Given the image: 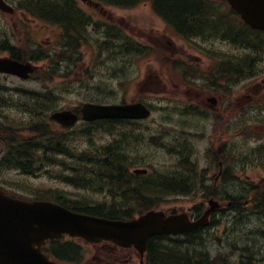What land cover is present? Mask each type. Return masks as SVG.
<instances>
[{
  "label": "trees",
  "instance_id": "trees-1",
  "mask_svg": "<svg viewBox=\"0 0 264 264\" xmlns=\"http://www.w3.org/2000/svg\"><path fill=\"white\" fill-rule=\"evenodd\" d=\"M94 1L119 8L149 2L155 6L156 14L168 22L171 35L191 41L199 38L200 42L205 44L212 43L216 39L229 40L236 47L249 49L251 54L249 57L246 55L244 59L249 58L250 68L254 65L253 53L259 46L264 48V33L253 31L237 18L218 12L215 2L211 0ZM15 3L21 8L25 6V12L30 16L51 25L60 24L67 34L70 32L73 34L67 38L61 51L55 49L46 52L49 66L44 72V79L43 74L41 75V80H47L46 83L53 82L55 77H61L58 71L61 62L70 63L71 68L78 57L80 58L79 39L85 31V26L87 30L89 25L95 27L99 25L89 16L85 19L74 0H15ZM106 30L107 32L112 30L115 35L119 34V31H115L116 28H106ZM87 35L86 32V44H93ZM84 39L85 37L82 41ZM121 40L123 44L121 51L126 53L125 49L128 45L125 41L128 40L125 37ZM100 44L105 48L106 39ZM141 48L136 47L137 50H130V53L145 54ZM93 61L97 62L96 56ZM242 67L240 66L235 76L241 74ZM172 68L183 69L184 66L173 61ZM227 76V73L221 72L215 78L226 81ZM70 84L71 82L65 80L63 86L57 89L49 88L44 84V90L41 91H15L13 99L5 93H0V147L2 148L0 176L4 170H16L25 176L46 174L49 171L52 179L82 190L86 195L74 200L68 198L69 194L60 190H48L37 193V196L53 197L50 199L70 210L107 218H127L134 214H142L157 208L165 197L185 195L194 190V179L190 173L159 169L155 170V175L145 177L135 176L129 172L130 167L139 163L132 157L130 147L131 141L135 143L141 141V135L134 123L101 120L81 123L71 128L50 123L47 119L48 115L59 109V99L70 93L68 87ZM99 89L103 91L104 88ZM10 109L16 110L21 115L20 121L8 120L9 117L5 114ZM239 127L241 126H236ZM155 143L158 144V141ZM236 159L239 160H236V167L243 168L252 163L264 170V142L251 149L245 158L240 153ZM50 168H59L61 171L51 172ZM234 169L236 171L238 168ZM4 183L13 185L7 181ZM92 193L99 194L100 198L104 196V199L96 200L92 198ZM248 194L254 196L257 210L260 212L264 199V186L251 187L247 192H242L241 196ZM198 232L188 233L182 240L157 236L150 238L149 244L156 245L154 252L159 256L155 257L154 264H212L209 258H204L203 253L198 251L199 246L203 245L202 235ZM184 242L192 247L182 249ZM163 245L167 247L158 248Z\"/></svg>",
  "mask_w": 264,
  "mask_h": 264
},
{
  "label": "rangeland",
  "instance_id": "rangeland-1",
  "mask_svg": "<svg viewBox=\"0 0 264 264\" xmlns=\"http://www.w3.org/2000/svg\"><path fill=\"white\" fill-rule=\"evenodd\" d=\"M77 4H79L84 11H90L86 8V6H83L82 3L78 0ZM105 9V22L111 23L113 25L117 24V26H119V28L125 33L124 37H130L136 40L138 49L140 47L138 45L139 43L144 47L149 46V48L142 47L141 49L146 50L145 54H137V57L134 55V58H131L129 60V67H132L130 71L133 74L132 79L130 82L127 83L126 87H124L122 91L118 90L114 94V97L110 96V94L115 91V88H112L111 92H101L97 88L96 90H92L90 86H86V68L90 60V51L86 50V45H83L81 47L82 51L80 52L82 55V59L77 60L75 62V66L72 65L70 68V63L58 65V71L61 77H55L53 82L50 83H46L47 80H43V84H45L49 88L54 87L55 89L59 88L60 86L62 87L65 80L71 82L70 86H68L71 90L70 93L65 97L59 99V110L76 109L80 107L82 103L90 102L92 99H96L97 103H129L135 101L138 97L142 95H152L154 101L170 100L176 101L178 103L186 102L188 100L202 101L206 98V96L211 98L212 94L214 95L213 86H210L208 83L206 84L203 80L196 79V76L200 72L193 74L191 73L192 75H195V78L190 74L186 75L189 79L188 84L181 83V74L175 72V69L172 68L171 63L173 60L181 59L189 63L195 61L196 64V60H198V63H201L200 69H205L209 65L211 60L202 52H199L197 50L193 51L189 49L186 44H183L178 40H174L172 38L173 35H171L170 31L165 29L164 24L153 14L152 9L148 3H141L136 7L130 9H120L112 7H106ZM89 14L93 16L94 20L103 19L101 14H98L96 11H91L89 12ZM30 20L32 22V45L38 46L39 44L40 48L44 51L52 49L56 44L54 42V38L57 33V28L54 26L46 25L47 27H45V30H42L43 33L38 34L37 28L38 26L42 25V23L32 19ZM101 36L102 33H100L98 36L90 35L89 37L92 40L97 41L100 40ZM169 43L171 44L173 50L170 49L168 45ZM200 46L205 49V44L200 43ZM110 47H112V42L110 43ZM209 50H216L218 53L231 54V49L226 45H222L220 41H216L214 45L209 48ZM39 65L43 66V68L49 66L47 61L40 62ZM185 68L188 70V68L191 67L187 66ZM97 70V68L94 69V71ZM104 72V70L101 72H93L92 70H90L88 71L87 75L90 76L94 73L102 74ZM82 74H84V76H82ZM42 76L44 79V72ZM97 79L98 78H95V80ZM14 85L25 86L29 89L36 90L41 84L39 83V81L36 83L32 81L27 83L21 80H14ZM201 86H205V90L210 94L204 93L203 95L201 91L195 90L198 87L201 88ZM263 90V86H255L254 83L249 85L247 84L245 86L242 85L240 86V88L233 89V95L236 104L235 110L238 111L239 109L244 108L242 106H246L249 102H254L256 104L259 103L260 96ZM215 92L226 93V90L216 89ZM246 96H249L250 99L245 98ZM237 101L240 108H237ZM160 112L163 113L164 110L160 109ZM253 114L254 111L252 115ZM5 115L9 117L8 120L10 122L21 120V115L18 114V112L14 109H10ZM216 115L218 119L217 121H213L212 125L211 121H197V119L193 120V122L191 123L189 131L204 139V141L195 144L199 148L200 154L203 153V150L209 144H211L212 151L214 152L222 143L226 144V141L229 140V138L236 137V134L241 132L242 130L248 131L244 136H242L245 139L252 140L253 138H262L258 137L257 134L260 135L261 133H264V128L261 126L260 123L257 122V120L254 121L253 119H251V117L248 119L243 118L238 124L241 127L236 128L235 126L232 130H230L231 132H228L225 127L228 116L226 114L218 115L217 113ZM160 116L162 115H158L156 117V120ZM219 117L221 119H219ZM179 120L180 119L178 118H172L173 122H177ZM151 129L152 127L150 128V134L147 133V130H145V128L142 130V135L140 134L142 136L140 142H130V147L132 148V157L136 158V162H139V167H145L148 170L174 168V164L177 161L176 157L174 155L169 154L166 150L162 149V147H159L157 143L148 140V137L152 135V132L154 133L157 131V127L154 125L153 130ZM23 136H25V134ZM235 141L239 142L235 144V149L229 148L227 151H229L232 158V164L230 165V167L233 169L238 168L236 173L237 177L235 178V183L228 184V182H226L223 184V189H228L230 194L233 195V198H235L234 196H241L243 184L245 182L253 185L262 184L264 182V172L262 171V168H260L258 165H252V163H250L248 165H245V167L243 168H241L240 166L236 167V160L239 161L238 159H236V157H239V154L241 153L244 155L245 158L246 155L250 153L249 147L252 145H246V143H242L240 139H236ZM97 142H99V140ZM50 171L56 173L61 170L59 168H50ZM212 172L213 170L211 171V173ZM215 173H217V171L214 170L211 176H213ZM50 174L51 173L48 171L46 174H35L31 176H25L15 171H2L0 176V184L7 193H11L17 198H23L27 200H32L36 198L38 200L48 199V201L53 202L54 200L50 199L53 197L37 195L40 192L43 193L45 191H51L55 189L69 194L70 196L68 198L71 199H80L83 197V195H86V192L82 190L73 189L69 187V185L52 179ZM6 181L11 182L13 185H10L9 183H4ZM221 188L219 187V189ZM199 197L200 193H197V195L189 196L187 198L181 199L178 202H174L169 205L165 204L161 208H185L191 206L192 203L196 202V200H201V198ZM92 198L98 200L100 196L92 194ZM195 198L197 199L194 200ZM242 199L245 200V198ZM253 214H256V212H254V209H249L246 210L245 214L242 216H249ZM217 218H220V215H218ZM225 219L226 218H223L221 221L222 225H219L218 227L214 228L213 231V236L220 238L221 240H226V235L228 233L226 225L224 224L226 221ZM240 223H242V221L236 219V228L240 226ZM244 223L246 225V228L250 230H260L264 228V222L257 220L256 217L246 218ZM233 234L234 233L229 236V239L232 238ZM238 238L239 237H233V242H236ZM260 245H262L260 248L263 250L264 254V240H262V243ZM209 250H211V256H213L215 255V250H217V248L212 247L211 245L209 247Z\"/></svg>",
  "mask_w": 264,
  "mask_h": 264
},
{
  "label": "water",
  "instance_id": "water-1",
  "mask_svg": "<svg viewBox=\"0 0 264 264\" xmlns=\"http://www.w3.org/2000/svg\"><path fill=\"white\" fill-rule=\"evenodd\" d=\"M241 19L253 29L264 31V0H226ZM0 9L12 12L0 0ZM31 64L1 59L0 72L27 78L34 71ZM83 121L99 119H141L148 111L140 104L95 105L86 103L80 108ZM49 120L72 126L77 114L70 110L56 111ZM143 174L144 171L135 170ZM210 209L195 222L185 214L166 216L162 211H149L137 219L112 221L77 213L48 201L25 202L6 196L0 191V264H54L44 256L40 247L47 239L64 234L89 242L109 240L121 246H135L144 251L148 237L156 234H181L207 222L211 210L217 207L210 201Z\"/></svg>",
  "mask_w": 264,
  "mask_h": 264
},
{
  "label": "flooded vegetation",
  "instance_id": "flooded-vegetation-1",
  "mask_svg": "<svg viewBox=\"0 0 264 264\" xmlns=\"http://www.w3.org/2000/svg\"><path fill=\"white\" fill-rule=\"evenodd\" d=\"M2 1L8 6H10L14 11L10 13L0 10V59H10L18 61L20 63L31 62L32 58H35L37 55L36 51L38 50V54L40 56L41 51H43V49L40 48L39 44L38 46L32 45V22L25 13V6L21 8L19 4L15 3V0ZM95 10H97V12L100 13L103 18L105 17L106 9L99 7ZM114 27L116 28L117 24H115ZM92 30L97 29L96 27H92ZM37 31L41 34L40 26H38ZM119 37H122L121 31L119 32ZM32 52H34L33 56ZM196 61L198 63V60ZM230 61V65L228 66L227 70L228 85L222 84L219 87V89L226 90V93L215 92L216 87L214 85H216V82L214 83V85L212 83H209L210 86L214 87V95L212 94L211 98L206 96V98L202 101L188 100L186 102H182L183 105L179 106L180 110L178 113L182 114L184 118L186 114H201L208 112L205 118L199 117L200 119H204L206 121L209 120V113L211 112H215L218 115L226 114L228 116V119L225 127L228 132L232 130L233 124L236 119L242 120L243 118L248 119L250 117L254 121L257 120V122L260 123L261 126L264 128V90L261 93L260 102L258 104H253L252 102H249L246 106H242L244 108H241L238 111L235 110L236 104L233 95L235 67L233 64L234 60L232 59ZM33 64L38 65V67H40L37 63ZM198 64L201 66V63ZM249 73L250 68L244 67L242 70L243 80L240 82V85H237L238 87L236 88H240V86L242 85L245 86L247 84L249 85L252 83H254L255 86H263L264 88V73L261 75H256L253 78L249 77L248 79H246L244 76L248 75ZM29 78L27 80H22L13 75L0 73V93L9 94V92L13 91L14 89L20 91L25 90V86H15L14 80H21L23 82L28 83ZM200 80L204 81L203 78H200ZM195 90L201 91L203 95L204 93L210 94L205 90V86H201V88L198 87ZM151 97V95H142L138 97L135 101H143L141 98L147 99ZM245 98L250 99L249 96H246ZM142 103L148 106L145 101H143ZM237 105V108H240L238 101ZM253 111L254 114L252 115ZM217 119L218 118L216 115L214 121H217ZM219 119L221 118L219 117ZM132 122L134 123V126L141 131V133L144 128L145 130H147L148 134H150L151 127V130H153V123L149 124L147 122L141 121ZM145 124L148 125L144 127ZM231 139L232 138H230V140ZM190 144L194 145V143L192 142ZM209 152L213 153L214 155H223L225 152L229 153V151L225 149H216L214 152ZM202 171V168L199 169V176L201 180L210 176L211 171L206 169L207 173L205 176ZM227 178L228 180L233 179V174L228 173ZM229 183L233 184V180H231L230 182L228 181V184ZM214 189H216V187ZM209 195L214 196L215 191L211 192V194ZM221 199L222 200H218L220 203L219 209H217L216 212L211 214V220L217 215H221L222 213L227 214V216L232 217V233H234L232 238H243L241 235H237L236 230H238L239 227L241 228L243 226L244 229H246V225L242 224V226L240 225L238 228H236V219H238L239 221H244L245 216H243L242 218H238V216L243 210V213H245L246 210H249L254 207V198L249 197L246 200H236L235 198H233V196H229L228 190L227 196L222 197ZM203 211L204 209L202 208V206L199 207V212ZM262 215L264 216V206ZM262 230L264 231V228ZM200 231L201 234L204 235L205 230L201 229ZM261 246L262 245L258 244L255 249L253 246H251V244H246V246L235 244L230 245L227 251L228 264H251L252 261L257 262L256 258L251 255V252H256V250H258L259 252ZM41 251L44 255L48 257L50 261L56 264H153L155 259L153 246H147V250L145 251V253L140 254L133 247L124 248L108 241H103L99 243H89L86 242V240L84 239L70 237L66 235L63 236L61 239L47 240L45 244L41 247ZM215 257H217V255H215ZM213 264H218V262L214 260Z\"/></svg>",
  "mask_w": 264,
  "mask_h": 264
}]
</instances>
